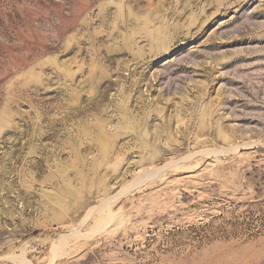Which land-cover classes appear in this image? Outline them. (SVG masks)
I'll use <instances>...</instances> for the list:
<instances>
[{
  "label": "rangeland",
  "instance_id": "obj_1",
  "mask_svg": "<svg viewBox=\"0 0 264 264\" xmlns=\"http://www.w3.org/2000/svg\"><path fill=\"white\" fill-rule=\"evenodd\" d=\"M0 264H264V0H0Z\"/></svg>",
  "mask_w": 264,
  "mask_h": 264
}]
</instances>
